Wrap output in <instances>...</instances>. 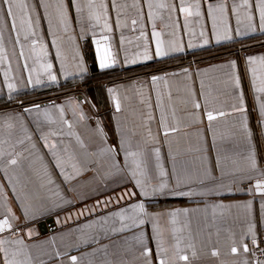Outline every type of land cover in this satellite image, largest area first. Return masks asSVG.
Wrapping results in <instances>:
<instances>
[{"label": "crops", "instance_id": "1", "mask_svg": "<svg viewBox=\"0 0 264 264\" xmlns=\"http://www.w3.org/2000/svg\"><path fill=\"white\" fill-rule=\"evenodd\" d=\"M26 2L36 5V36L25 40V25L20 43L15 44L9 27L0 20L9 57L0 63V100L76 81H84L87 92L37 103L39 111H25L35 106L30 105L0 113V141H7L0 149L13 152L18 160L9 166L6 156L0 159V220L8 217L12 223V229L0 233V238L22 239L32 264H72L71 256L78 258L77 264H148L141 254L145 245L152 251L151 264H158L157 232L169 250L175 244L174 235L178 237L189 264H244L245 260L253 264V235L256 242L264 235V188L255 187L257 180L264 181V115L260 111L264 93L256 91L251 71L255 68L258 77L264 76V65L249 63L250 57H264L258 0H249L252 23L245 18V9L239 8L238 15L231 10L242 0H184L185 6L198 2L201 12L199 17L187 18V27L179 11L181 0H166L175 10L153 8L152 18L147 0H139V8L132 6L136 0H115L119 14L111 0H104L109 5L111 32L104 30L103 20L99 25L89 21L87 10L78 14L75 0H64L67 31L55 16V0H45L53 5L47 10L39 6L40 0ZM221 3L226 14L223 20L215 14L214 30L208 6ZM3 8L0 4V13ZM223 21L230 39L223 38ZM153 32L159 33L166 50L170 46L182 50L156 56ZM104 36L109 39L105 41ZM33 39L38 41L35 47ZM87 45L94 62L86 56ZM41 46L47 56L40 53ZM106 46L115 63L101 69L97 48L103 54ZM146 47L151 59L144 58ZM44 63L52 64L55 81L40 67ZM29 75L33 80L39 75L41 83L29 84ZM154 76L163 79L153 83ZM9 82L15 89L9 90ZM241 106L245 110L237 111ZM208 112L215 119L209 121ZM46 143H56L57 148L45 147ZM128 152L137 155L129 157ZM66 175L72 178L66 180ZM137 179L149 195L143 194ZM161 183L168 188L153 194L152 189ZM178 191L193 194H172ZM138 203L144 204L148 216L133 213L132 206ZM9 208L15 219L9 216ZM122 211L123 221L115 215ZM172 212L178 213L175 223ZM134 214L145 223L126 227L132 224L127 217ZM47 219H53L56 228L42 233L38 225ZM141 233L144 244L136 239ZM242 244L248 245V253ZM233 246L239 248L236 255L231 253ZM213 250L219 255L213 256Z\"/></svg>", "mask_w": 264, "mask_h": 264}, {"label": "snow or ice", "instance_id": "2", "mask_svg": "<svg viewBox=\"0 0 264 264\" xmlns=\"http://www.w3.org/2000/svg\"><path fill=\"white\" fill-rule=\"evenodd\" d=\"M0 4H2L4 6L3 8V12L0 13V20H4L5 22V26H8L10 29L9 32V36L10 39L14 41L15 44L20 43V30L26 27V31H25V35H24V39L28 40L30 36H36V27L39 23V17H37L36 19H33V13H35L36 11V5H32L29 6V4L26 2V0H0ZM147 4H148V16L150 18H152L155 14L152 11L153 8L155 9H169V10H175V6H170L168 5V3L166 2V0H160V2L157 3H153L152 0H147ZM40 7L45 8V10H47L50 7H53V5L51 3L45 2V0H40ZM111 6L113 9H117L118 14H119V9L120 6L116 4L115 0H111ZM133 7L139 8V0H136V2L132 5ZM108 7L109 5L107 3L104 2V0H99V2H97V0H86V3H82L81 0H75V9L76 12L78 14H80L81 16L84 14L85 10H87V18L89 21H95L96 25H99L100 22L103 20V28L104 30L111 32V26L108 23ZM256 7L259 10V28L264 30V0H258V3L256 4ZM239 8H243L245 9V18L247 19V21L249 23H252V21L254 20V16L251 12V7L249 5V0H242V3L237 6V5H233L232 6V12L233 13H237L238 15V9ZM18 10V11H17ZM179 11L184 13L185 15V27H187V18L190 16H196L199 17L201 15L200 12V4L197 2L194 5H184V0H181L180 3V8ZM19 12V15H18ZM54 12H55V16L59 22L60 25H62L65 29V31H67L68 29V5L65 4L64 0H55V5H54ZM216 13L220 14V18L223 20V17L226 14V6L224 3L218 4V5H211L209 4L208 6V15L211 16L213 18V28L215 30V28L217 27L215 21L217 19V16L215 15ZM19 20V25L17 23V21ZM51 22V21H50ZM132 24L135 25L137 23V20L133 19ZM241 21L239 20V16L237 19V23L239 24ZM117 23L119 24V20H117ZM224 23V34H223V38L224 39H230L231 35L229 33V29L227 26V22L223 21ZM155 27V25H153ZM12 33H15V36H12ZM239 31L237 30V35H239ZM201 35H203V33H201ZM141 36H143V32H141ZM153 36L156 37V47H155V55L158 57H162V56H166L168 55L169 50L172 51H181L182 49H180L179 47H169L168 50L165 49L164 46V41H162L161 39H159V33L157 32H153ZM103 39L105 41H107L109 39L108 36H104ZM217 39H221V36H217ZM5 43V37H4V32H3V28H0V63H3L5 61H7L9 59L8 57V53L7 50L4 46ZM38 43V41L36 39H33L31 41V44L33 47H35V45ZM97 45H99V41H96ZM205 43H207V40H205ZM40 53H42L44 56H47V52L46 50L43 48V46H41L40 48ZM97 53H98V57H99V63H100V68L104 69V68H109L112 66L113 63H115L114 60H110L111 57V53L109 51V48L106 46L104 49L103 54H100V49L99 47L97 48ZM15 54V53H14ZM57 55H59V52H57ZM144 58L145 59H151L152 57L148 54L147 51V47L145 48V52H144ZM19 56L23 57L24 56V51L21 49ZM257 61H259V63L261 65H264V57L261 58H256V57H250L249 58V63L250 64H256ZM134 62V61H133ZM234 63V62H233ZM40 67L44 70V72H46L48 74V79L55 81L56 80V76L53 75L51 73V69H52V64L51 63H44L41 64ZM24 68L27 69L28 68V64L25 63L24 64ZM81 70L83 71V68L81 67ZM252 83L253 85L256 87V91L259 93H264V76H260L258 77L256 74V69L252 68ZM163 79V77H157L154 76L152 77L153 83H155L158 80ZM5 80H8V72H5ZM257 80H259V83L257 84ZM27 82L29 84L35 83V84H40L41 83V79L40 76L37 75L36 79L33 80L32 76L29 75L27 78ZM237 85H238V81H237ZM7 87L9 88V90H13L15 89L16 85L14 83L9 82L7 84ZM113 89H109V92H113ZM195 107L199 108L200 105L196 104ZM41 108L40 105H35L33 106V109H25V111H32V110H36L39 111ZM116 109L117 111L120 110V105L119 103L116 104ZM237 111H241L243 112L245 109L243 108V106H241L240 108L236 109ZM260 111L261 114L264 115V103H262L260 105ZM60 113H61V118H63V108L60 109ZM221 115H223V113H221ZM44 116L46 118L50 119V115L47 111L44 112ZM207 118L209 121H212L213 119H215V117L213 116V114L211 112L207 113ZM8 119H11L10 117ZM80 119L83 120L84 116L83 114H81ZM64 123L68 126V128L72 127V124L67 121L64 120ZM163 123V121H162ZM6 127L8 128H12L13 125L10 123H6ZM175 129H173L174 131ZM102 131V130H101ZM165 135H167V132L165 133ZM7 143V141H0V144H4ZM81 146L82 142H81ZM45 147H50V149L55 150L57 148L56 143H52L51 145H48L47 143L45 144ZM64 151H67V149H64ZM157 151V160L159 161V150ZM53 155L55 156L56 153L55 151H53ZM137 155V153L135 152H128L127 156L129 157H135ZM7 157L5 163L6 165L9 166H15L18 163V160L15 157V154L13 152H6L2 149H0V159H3L4 157ZM57 167H60V162L57 159ZM72 167L75 168L76 165L73 163ZM136 167L139 168L140 165L137 162L136 163ZM157 167L160 168V175L164 176L165 173L163 171L162 166L159 164V162L157 163ZM253 167H255V162L253 161ZM63 174V173H62ZM143 174V173H141ZM132 175L135 177L136 176V172L133 171ZM72 177L70 176H65V179H70ZM52 181L49 180V183H51ZM137 185H140L142 187V192L145 196L149 195V193L147 191L144 190L143 185H142V181L140 179L136 180ZM177 187H179V181H177ZM255 187L259 190L264 188V181L261 180H257ZM166 188H168V184L167 183H161L159 185L158 188H154L152 189L153 194H155L156 192H163ZM172 194L174 195H192L193 193L191 191L188 192H183V191H178V192H173ZM202 194V193H201ZM248 207H250V205H248ZM133 209V213H139L142 214L143 216H148L149 213L146 212L144 204L143 203H138L136 205L132 206ZM126 211V210H125ZM8 213L9 216H12V219H15V217L12 215L11 213V209H8ZM185 214H187V210H185ZM116 216H118L122 221L124 219H126L125 216V212H118L115 214ZM172 218H173V223H175V217L178 215L177 212H172L169 214ZM127 219H130L132 221L131 225H127L126 227H139L140 225H143L145 223V220L140 218L139 215H132L127 217ZM154 229H156V225H153ZM11 230L12 229V223L10 222V219L8 217H5L4 219L0 220V233H3L5 230ZM120 231H123L124 228L122 227L121 229H119ZM175 229L173 230V233L175 234ZM252 229L251 227L249 228V232H251ZM160 233L157 232V245L159 248V261L158 264H178L179 261H183L185 262V264H189V256L187 254H185V250L184 248L181 247V240L178 237H175V244L172 246L171 250H169L168 248L163 247L162 241L160 239ZM29 236H31V232H29ZM137 241L141 244H144L145 241L143 239V233H141L139 236L136 237ZM255 238L253 235V244H255ZM11 245H17V247L15 248H11ZM188 247H191V245L189 244ZM243 247V252L244 253H248L249 252V247L247 244H242ZM231 253L233 255H236L239 253V248L236 246H233L231 248ZM0 254H2V264H32V257H31V253L28 250V246L24 244V241L22 239H17L15 241L9 240V239H5V238H0ZM145 259L147 260L148 264H151V255H152V251L151 249L147 248V246L145 245L143 252L141 253ZM193 256H195V252L192 253ZM212 255L213 256H217L219 255V252L217 250H213L212 251ZM253 256H255V253L253 252ZM71 261L72 264H77V257L76 256H71ZM244 264H248V261L245 260ZM253 264H264V262L260 261L259 259H255L253 261Z\"/></svg>", "mask_w": 264, "mask_h": 264}, {"label": "rangeland", "instance_id": "3", "mask_svg": "<svg viewBox=\"0 0 264 264\" xmlns=\"http://www.w3.org/2000/svg\"><path fill=\"white\" fill-rule=\"evenodd\" d=\"M118 77L122 78L121 75ZM80 90L87 92L84 88V81L66 83L58 88L47 90V92L33 91V93L8 96L4 102L0 100V113H13L16 110H22L30 105L56 99L63 95H73V93Z\"/></svg>", "mask_w": 264, "mask_h": 264}, {"label": "built area", "instance_id": "4", "mask_svg": "<svg viewBox=\"0 0 264 264\" xmlns=\"http://www.w3.org/2000/svg\"><path fill=\"white\" fill-rule=\"evenodd\" d=\"M253 252L255 256H253ZM252 256L255 259H259L264 262V235L258 240L252 247Z\"/></svg>", "mask_w": 264, "mask_h": 264}, {"label": "water", "instance_id": "5", "mask_svg": "<svg viewBox=\"0 0 264 264\" xmlns=\"http://www.w3.org/2000/svg\"><path fill=\"white\" fill-rule=\"evenodd\" d=\"M79 98H83V96L80 95ZM53 224H54L53 219H47V220L41 222L38 226H40L42 233H44L47 231L55 230L56 227Z\"/></svg>", "mask_w": 264, "mask_h": 264}, {"label": "trees", "instance_id": "6", "mask_svg": "<svg viewBox=\"0 0 264 264\" xmlns=\"http://www.w3.org/2000/svg\"><path fill=\"white\" fill-rule=\"evenodd\" d=\"M92 54H93V52H92L91 46L87 45L86 46V56H88L90 61L94 62V58H93ZM94 67H95V64L92 65V68H94Z\"/></svg>", "mask_w": 264, "mask_h": 264}]
</instances>
